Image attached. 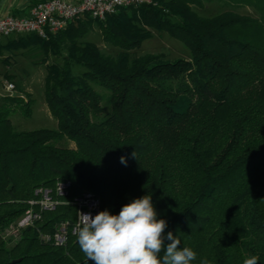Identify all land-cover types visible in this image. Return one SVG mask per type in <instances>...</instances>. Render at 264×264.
I'll return each instance as SVG.
<instances>
[{
	"label": "trees",
	"instance_id": "1",
	"mask_svg": "<svg viewBox=\"0 0 264 264\" xmlns=\"http://www.w3.org/2000/svg\"><path fill=\"white\" fill-rule=\"evenodd\" d=\"M232 1L258 16L226 10L204 17L193 9L200 0H154L104 20L77 19L49 39L12 42L40 44L63 64L46 67L57 129L17 131L11 109L0 111V264H92L77 235L70 232L62 246L41 238L75 222L70 202L84 191L114 215L151 195L158 219L167 222L165 235L172 232L180 247L197 253L193 264H243L251 256L264 264V0ZM94 23L122 53L78 42ZM152 29L183 42L191 58H131L128 52L152 38ZM10 100L32 115V100ZM64 139L75 146H58ZM60 181L71 187L56 208L4 239L37 191L56 197Z\"/></svg>",
	"mask_w": 264,
	"mask_h": 264
},
{
	"label": "rangeland",
	"instance_id": "2",
	"mask_svg": "<svg viewBox=\"0 0 264 264\" xmlns=\"http://www.w3.org/2000/svg\"><path fill=\"white\" fill-rule=\"evenodd\" d=\"M200 2L201 5H194L193 9L204 17H213L226 10H232L242 15L258 16L257 10L252 6L238 4L232 0H200ZM152 32V38L145 40L140 48L128 52L131 58L146 54L161 55L165 60L191 58V50L183 42L162 30L152 29ZM28 37L30 35L12 37L1 44L0 111L5 107L11 109L10 119L17 131L43 128L57 129L58 120L51 114L46 100L45 78L47 65L52 63L63 64V57L53 55L51 51H46L40 44L30 41L12 45V42ZM78 42L94 43L102 52L111 56H118L122 53V49L105 41L97 23H94L89 32ZM66 53L67 51L64 50L63 55ZM74 71L80 73L84 71V68L75 66ZM7 83L15 85L13 92L6 91ZM95 88L101 93H105L103 88L99 86H95ZM11 97H20L25 103L32 100V115L25 116L22 109L23 104L12 102ZM74 144L67 139L57 142L58 146L74 147ZM10 237L7 230L3 232L4 239L9 240Z\"/></svg>",
	"mask_w": 264,
	"mask_h": 264
},
{
	"label": "clouds",
	"instance_id": "3",
	"mask_svg": "<svg viewBox=\"0 0 264 264\" xmlns=\"http://www.w3.org/2000/svg\"><path fill=\"white\" fill-rule=\"evenodd\" d=\"M121 162L126 164L124 157ZM80 214L77 242L92 264H193L197 259L192 248L180 247V239L172 232L165 235L167 222L158 219L151 195L132 200L118 215L108 210L95 216ZM165 240L170 243L165 245ZM258 261L259 257L251 256L243 264H258ZM200 264L209 262L205 259Z\"/></svg>",
	"mask_w": 264,
	"mask_h": 264
},
{
	"label": "built area",
	"instance_id": "4",
	"mask_svg": "<svg viewBox=\"0 0 264 264\" xmlns=\"http://www.w3.org/2000/svg\"><path fill=\"white\" fill-rule=\"evenodd\" d=\"M153 3L154 0H80L75 3L66 0L39 1L32 5L26 16L0 14V44L12 37L23 35H37L43 39H49L51 35L65 30L77 19L91 16L104 20L107 16L118 13L122 8ZM14 90L13 83L6 84V91ZM70 187L69 181L58 182L55 190L56 197H53L48 189H39L37 194L41 197L30 201L32 207L7 229V234L18 237L23 229L35 225L41 219V212L55 209L60 203L59 197L67 196ZM70 203L77 210L75 222L61 223L54 234H41L44 241L52 242L57 246L65 245L70 232L77 235V229L81 223L80 213L95 216L101 211L100 198L90 191H84ZM33 206H38L39 211H36Z\"/></svg>",
	"mask_w": 264,
	"mask_h": 264
},
{
	"label": "crops",
	"instance_id": "5",
	"mask_svg": "<svg viewBox=\"0 0 264 264\" xmlns=\"http://www.w3.org/2000/svg\"><path fill=\"white\" fill-rule=\"evenodd\" d=\"M41 0H0L1 15L26 16L29 14L33 4ZM71 3L80 0H66Z\"/></svg>",
	"mask_w": 264,
	"mask_h": 264
},
{
	"label": "water",
	"instance_id": "6",
	"mask_svg": "<svg viewBox=\"0 0 264 264\" xmlns=\"http://www.w3.org/2000/svg\"><path fill=\"white\" fill-rule=\"evenodd\" d=\"M21 259H18V260H14L13 262H19Z\"/></svg>",
	"mask_w": 264,
	"mask_h": 264
}]
</instances>
